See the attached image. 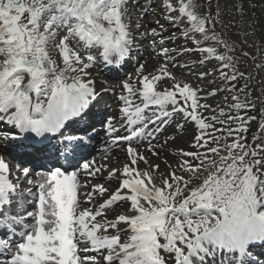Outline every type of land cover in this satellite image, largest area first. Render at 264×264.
I'll list each match as a JSON object with an SVG mask.
<instances>
[{"label":"snow or ice","instance_id":"obj_1","mask_svg":"<svg viewBox=\"0 0 264 264\" xmlns=\"http://www.w3.org/2000/svg\"><path fill=\"white\" fill-rule=\"evenodd\" d=\"M244 2L234 5L242 15ZM130 5L131 0H0V122L19 131L6 139L40 153L59 135V155L71 166L70 157L90 138L65 136V122L82 119L97 99L88 78L97 61L92 49H102L99 57L109 64L129 54L135 43ZM164 5L171 23L186 17L190 27L183 36L207 53L204 60L215 57L219 79L231 87L208 92L177 80L168 67L174 57L161 47L165 61L155 74L140 65L134 80L123 82L117 112L104 125L102 163L84 160L72 171L58 166L34 179L31 167H13L0 155V264H256L250 246L264 244V140L253 146L243 135L255 120L248 110L256 103L248 98V84L234 83L245 74L233 56L217 52L220 46L232 49L215 29L218 18L199 12L202 0H179V16L171 15V0ZM151 35L155 44L161 33L152 29ZM201 40L216 47H201ZM186 51L192 49L180 50ZM210 74L201 72L197 79ZM165 78L172 83L160 90ZM221 90L230 102L226 96L228 111L217 105V114L201 100ZM170 124L190 136L191 150L180 149L177 164L166 163L168 170L161 172L140 145L147 143L159 160L176 137L153 142ZM113 149L125 153L114 167ZM97 179L104 183L92 182ZM113 181L114 190L108 186ZM118 205L127 207L109 218Z\"/></svg>","mask_w":264,"mask_h":264},{"label":"rangeland","instance_id":"obj_2","mask_svg":"<svg viewBox=\"0 0 264 264\" xmlns=\"http://www.w3.org/2000/svg\"><path fill=\"white\" fill-rule=\"evenodd\" d=\"M147 1L148 0H138L137 2V0H131L130 7H132L133 13L131 18V26L134 25V19H140V30L145 29L146 23H151L149 24V26L153 25V23H155L157 19V14L153 17L147 16V13H150L153 9L157 10V7L148 6ZM160 1L163 7L158 12L159 14H161V18H163V21L166 23L165 28H173L177 26L180 21L175 24L171 23L167 18L169 13L165 9L164 0ZM171 2L173 3L174 8V11L171 13V15L179 16V4L176 0H171ZM202 3L203 7L199 9V12L201 14L209 15L210 18H218L219 22L215 25V29L217 33L220 34V38L225 40L232 49L231 51H229L228 49L223 48V46H220L217 48V52H226L227 54L232 55L237 69L245 74V77L243 79H239L234 83H236L237 88H244V85L248 84V89L246 90L248 92V98L253 100L256 103V106H258L259 104L261 105V99H264V68H258L257 65L264 64V0H245L243 5V15L241 14V11L234 6L239 3V0H210V3L208 2V0H202ZM218 13L219 15L217 16ZM183 19H186V17H183ZM209 27H211V25H209ZM174 30V34L172 33L171 35H168L170 38H174L176 35H178L177 28ZM161 36H164L163 39H165L167 37V34ZM161 36H157L156 44L159 43ZM206 42V47H216L215 41ZM179 45L182 44L180 43ZM182 48L185 49V46H183ZM244 53H247V55H244ZM101 62L102 60H97V65L95 66H98V64H100ZM213 62L215 64H209V67L217 69V71H215V74H217V78L219 79V62H217L216 60ZM172 65L174 66L175 64ZM97 73L103 74L102 71H98ZM199 73L201 72L197 71L191 74L199 75ZM179 75H181L182 78H189V75ZM135 76L136 74H134L132 80H134ZM249 76H251V80L248 79ZM119 81L123 82V79H119ZM211 82L212 79H205L203 81H195L194 83H200L202 85V89H205L209 92L210 90L216 89L213 85H211ZM100 83H102L101 80H94L93 86L99 85ZM214 85L219 89L231 87V83L225 84L220 79ZM109 94H111V91L108 90L105 95ZM200 95L204 96V92H201ZM239 95L241 101H243L245 99V93H240ZM226 96L229 97L230 102L229 93L221 90L218 95L209 96L207 97V99H202L201 103L210 104L218 114L219 108H217V105H219V107H223L225 111H228L227 105L225 103ZM239 112L240 114H243L244 110H239ZM260 112H257L255 109L252 113L248 112V115L255 117L256 113H258L259 115ZM211 114V112L205 113V115ZM231 114H237V110H233ZM262 126H264V115H262L261 113L259 120L255 117V120L248 121V131H250V133H248L247 135H243L248 140L249 144L255 146V144L259 140H264V129H262ZM217 127H219V125H217ZM233 127H235V125H233ZM254 137L256 139H254ZM97 139H100V136H98ZM117 154L124 157V160H121L119 158V162L123 163L125 161L124 151L120 149ZM115 165H117V162ZM32 177L34 179L36 178L35 175ZM108 186L113 187L112 185ZM85 207H87V205H85ZM250 251L253 253L255 258H257L259 261L262 260L261 255L264 256V247L262 252H258V250Z\"/></svg>","mask_w":264,"mask_h":264},{"label":"bare ground","instance_id":"obj_3","mask_svg":"<svg viewBox=\"0 0 264 264\" xmlns=\"http://www.w3.org/2000/svg\"><path fill=\"white\" fill-rule=\"evenodd\" d=\"M177 3L179 4V0H176ZM148 5L151 6H156L158 8H161L162 5L160 3V0H148ZM157 11L159 10H155L153 9L150 13H147V16L149 17H153L157 14ZM134 25L131 26L132 28V33L134 34L133 36L135 37V46L131 47L132 53L133 55H136L138 57V61L136 63H132L130 64V66L127 67V70L125 72V74L123 75L124 81H130V79L134 76V74H136L137 69L139 68L140 65H145V73H153L155 74V70L158 69L160 67V65L165 61V57L161 54L160 50L161 47L163 48H168L170 50L169 55L171 57H174V59L172 60V63H170L168 65L169 70L176 76L177 80L181 81V82H188L191 84V86H194L196 88H202L200 83H194L195 81H198L199 79H197L198 75H192L191 73L193 72H211L212 74L207 76V79H212L211 85H213L215 88H217V86H215L214 84L217 83L219 81V79L217 78V74H215V72H212L213 68H210L209 64H215L213 61H215V57L214 56H209L207 60H204V56H207V53H200L197 50V46L193 43L192 40H186L185 37L183 36L182 32L187 30L188 27H190V25L188 24L187 19H181L180 23L177 26V30L180 31V33L175 36L174 38H170L168 35H170L171 33H175L176 27L171 28V29H167L166 27V23L164 21H158V17L155 21V23H153V26H156V29L158 31V33H161V35L167 34V37L164 39V44L161 46L160 44L157 45V47H155L154 43H153V37L151 35V30L152 28L149 27L150 23H146V27L143 30H139L141 28V20L140 19H134ZM139 24L140 27L137 28L136 24ZM140 33V34H138ZM145 33H148V35H144ZM178 33V32H177ZM197 38H199V34H197ZM156 39V37H155ZM140 40V41H138ZM138 41V42H137ZM182 45H179V44ZM206 41L201 40V45H206ZM136 44L139 45L136 46ZM178 44V45H177ZM185 46V49H192V51H186L184 53H181L180 50L182 49V47ZM160 49V50H159ZM97 48H93L92 49V54L96 55L97 57L99 56V53L96 52ZM54 58L57 59L58 61L61 60V58L58 56V54L54 53ZM203 60V63H201V61ZM172 64H175L174 66ZM183 65V67H181ZM62 66V64H61ZM95 66H93L89 72V79L93 78L94 76H96L95 72H94V68ZM210 68V69H208ZM179 74H184V75H189V78H182L181 75ZM192 75V76H191ZM216 77V79L214 80L213 77ZM123 82H119L114 78H111L109 80H105V83L107 85L108 88H110L114 95L113 98L109 100V107L106 110V114H107V119L108 117L112 116L113 113L117 112L118 109V97L121 94V90H122V84ZM172 83V81L168 78H165L164 83L159 85V89L163 90L165 84L170 85ZM212 91V90H210ZM209 91V92H210ZM205 94V93H204ZM219 94V92H218ZM216 94V95H218ZM107 120H104V122H106ZM69 121H66L65 123H68ZM180 123H183V121H180ZM105 123H100L98 126H96V129L98 131H105L104 128ZM192 130L189 129L188 132L190 133ZM170 137H176L174 146H169L166 150H163L161 152V157L158 160L156 157L151 156V153H149L146 149H147V143L141 144L140 145V151H142L146 156H150L151 157V162L152 163H159L160 164V171L161 172H165L168 169H166L165 164H170L173 167L177 164L178 162V151L180 149H188L191 150L189 145H190V136L188 134H184L180 128H177L175 124H170L167 126V131H164L161 133L159 140L158 141H154L153 143L155 144H159L162 143L164 140L169 139ZM107 142V137L106 135H104L103 137V141L101 142V144L99 146H96L92 148V152L91 154H95V160L98 163H102L103 159L102 157L104 156V152L103 149L105 147V144ZM89 146H87L88 148ZM2 150V147H0V151ZM82 150V149H81ZM7 151L10 152V148H7ZM118 149H113L112 152L109 153V155L112 157L111 161H110V166L114 165L117 160H119V158L121 160H124V157L121 155L119 156L117 154ZM81 153V152H80ZM0 155H2L0 153ZM5 157V155H3ZM51 155H47V157H49ZM45 158L42 161V164L45 166L49 165V160H51L52 158ZM78 157L77 155H74V158ZM57 158H59L57 156ZM22 163V162H20ZM39 162H35V165L38 164ZM81 163V162H80ZM77 161H72L71 163V168L74 169H78V164ZM63 167L67 168L68 170V165L66 164H62ZM141 168L144 167L143 164L140 165ZM34 170H36V168L33 167ZM37 172V171H35ZM40 175H37L36 179H39ZM96 183H104V181L102 179H97ZM127 205H118L116 206L114 209H112L111 211H109L107 213L109 218H114L115 214L118 213H122L123 211H125ZM30 222V221H29ZM209 264H212L211 261H209Z\"/></svg>","mask_w":264,"mask_h":264}]
</instances>
